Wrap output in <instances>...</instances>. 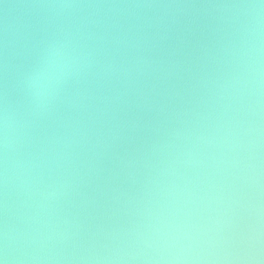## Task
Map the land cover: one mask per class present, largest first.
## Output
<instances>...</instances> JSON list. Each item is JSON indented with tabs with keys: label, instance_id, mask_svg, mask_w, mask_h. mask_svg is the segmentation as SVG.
I'll return each mask as SVG.
<instances>
[{
	"label": "water",
	"instance_id": "95a60500",
	"mask_svg": "<svg viewBox=\"0 0 264 264\" xmlns=\"http://www.w3.org/2000/svg\"><path fill=\"white\" fill-rule=\"evenodd\" d=\"M244 2L0 0V95L7 88L20 113L21 77L60 27L79 28L99 61L19 149L38 151L53 134L78 141L59 170L68 187L46 215L52 239H18L26 196L18 182L10 189L13 245L60 257L30 264H264V86L239 100L224 88L244 16L220 5ZM61 3L83 6H44ZM158 228L176 239L157 242ZM128 253L183 259H80Z\"/></svg>",
	"mask_w": 264,
	"mask_h": 264
},
{
	"label": "clouds",
	"instance_id": "9594fccd",
	"mask_svg": "<svg viewBox=\"0 0 264 264\" xmlns=\"http://www.w3.org/2000/svg\"><path fill=\"white\" fill-rule=\"evenodd\" d=\"M44 6L70 9L83 5L61 3ZM220 7L241 9L244 16L243 20L237 17L234 21L236 38L230 45L233 70L224 88L231 89V97L235 100H239L245 92L248 95L258 94L260 88L264 86V0H247L244 3ZM82 40L79 28L74 32L70 27H60L40 41L35 60L20 80L21 90L27 99V110L24 113H20L10 101L7 88L0 95V193H2L0 212L3 215L0 222V264H30L60 259L50 255L41 256L36 250L28 252L27 248L20 252L13 245L8 220L9 192L18 182L26 196L28 226L18 234V239H22L26 246L52 239L51 233L47 231L51 228V222L46 219V215L52 209L53 201L63 195L62 190L68 187L67 180L59 170L64 168V164L71 157L67 150L73 148L78 141L53 134L41 141L38 151L20 154L19 149L22 141L32 143L29 132L32 124L37 119H45L53 113L56 105L65 99L67 86L92 74L99 64L96 49ZM106 68L112 72L123 71L125 74L131 71L128 68H118L112 61L107 62ZM198 139L202 140L204 137ZM155 232L157 242L163 245L167 246L170 240L176 239L163 229L158 228ZM147 246L151 248L153 245L148 243ZM80 259L99 262L141 259L178 261L183 258L141 257L128 253ZM253 259L256 264H260L259 256Z\"/></svg>",
	"mask_w": 264,
	"mask_h": 264
}]
</instances>
